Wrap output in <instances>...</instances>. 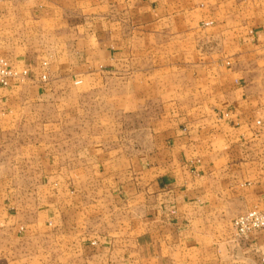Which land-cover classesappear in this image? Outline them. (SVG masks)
<instances>
[{"label": "crops", "instance_id": "1", "mask_svg": "<svg viewBox=\"0 0 264 264\" xmlns=\"http://www.w3.org/2000/svg\"><path fill=\"white\" fill-rule=\"evenodd\" d=\"M0 57L28 73L0 150L66 93L154 112L150 147L40 144V179L0 177V264H264L232 227L264 209V0H0Z\"/></svg>", "mask_w": 264, "mask_h": 264}, {"label": "rangeland", "instance_id": "2", "mask_svg": "<svg viewBox=\"0 0 264 264\" xmlns=\"http://www.w3.org/2000/svg\"><path fill=\"white\" fill-rule=\"evenodd\" d=\"M116 98L113 94L90 95L72 92L66 93L58 105L33 109L27 115L28 120L32 121L30 125L27 124L29 129L23 130L25 128L23 126L20 131L30 134L33 139L29 142L28 139L15 137L11 141L8 138L6 142L1 141L2 145L6 144V147H1L0 163L2 168L7 166L5 170H0V177L12 176L15 179L30 181L40 179V159L35 149L36 145L40 144L54 149L57 143L63 141L78 147L91 144L97 140V137H100L101 140L114 144L140 148L150 147L152 145L150 140L138 137V129L141 131L143 128L144 130L142 118L138 121V117L140 114L143 117L144 112L145 117L148 118L147 114H153V109L148 107L145 109L121 108ZM160 111L162 109L156 110L157 113ZM28 143L31 144L32 149L26 151L23 148ZM245 240L247 239L242 241Z\"/></svg>", "mask_w": 264, "mask_h": 264}, {"label": "built area", "instance_id": "3", "mask_svg": "<svg viewBox=\"0 0 264 264\" xmlns=\"http://www.w3.org/2000/svg\"><path fill=\"white\" fill-rule=\"evenodd\" d=\"M26 71H19L9 66V63L4 58L0 57V85L3 87L9 86L11 79H23L27 76ZM79 84V83H78ZM264 230V209L255 208L247 214L240 216L233 223L234 239L239 242L248 239L249 236L255 233H260Z\"/></svg>", "mask_w": 264, "mask_h": 264}]
</instances>
